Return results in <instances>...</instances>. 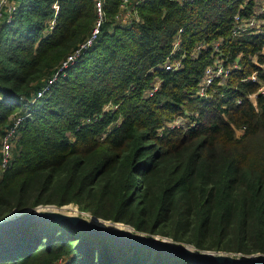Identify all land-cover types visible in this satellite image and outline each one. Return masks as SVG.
Listing matches in <instances>:
<instances>
[{
    "label": "trees",
    "instance_id": "obj_1",
    "mask_svg": "<svg viewBox=\"0 0 264 264\" xmlns=\"http://www.w3.org/2000/svg\"><path fill=\"white\" fill-rule=\"evenodd\" d=\"M122 1L104 0L96 42L28 105L10 165L0 173V220L38 206L79 210L107 227L128 225L198 250L264 253V100H246L257 87L242 82L256 70L254 56L263 63L264 14L262 33L231 38L234 15L247 18L251 0H147L125 24L115 20ZM16 4L12 23L0 25V144L22 111L19 98L31 100L46 85L95 21L93 0ZM179 29L180 48L170 56ZM218 39L225 41L224 58H239L240 69L199 99L212 58L189 54L197 43ZM168 58L181 60V68L164 71ZM189 111L194 127L167 126ZM59 260L193 264L55 222L0 232V264Z\"/></svg>",
    "mask_w": 264,
    "mask_h": 264
},
{
    "label": "built area",
    "instance_id": "obj_2",
    "mask_svg": "<svg viewBox=\"0 0 264 264\" xmlns=\"http://www.w3.org/2000/svg\"><path fill=\"white\" fill-rule=\"evenodd\" d=\"M147 0H123L119 7V12L115 16V20L122 24L129 23L133 18V11L135 7L144 3ZM176 3L182 5L190 0H174ZM254 6L250 15L247 18L241 17L236 13L233 17V27L231 30V38H240L245 35H258L263 32V22L260 18L264 14V0H251ZM95 9V21L91 31L87 38L71 53L69 54L60 64L58 70L53 76L48 79L46 85L38 91L31 100H26L25 98H19L17 104L21 105V112L16 113L9 122L6 128L5 134L1 138L0 144V173L4 172L12 160V150L15 135L17 130L21 127L23 122L29 118L28 105L32 104L35 100L39 99L46 93L51 85H53L61 73L68 69L75 61L81 56L84 51H87L96 42L101 26L105 22L104 13V0H93ZM55 14L58 10L57 1H55L51 7ZM17 11L16 0H0V25L2 23L8 25L11 24L14 15ZM55 17V15H54ZM54 17L50 20L48 29L51 30L54 25ZM181 33L182 29L177 31L173 41L171 55L179 50L181 44ZM225 41L223 39H218L211 42L210 44L200 42L197 43L189 54L191 58L196 59L201 52H210L212 63L208 65L203 72V76L199 82L198 89L196 91L195 97L199 99H207L208 91L214 85L223 86L227 83L229 77L234 71L240 69L239 58H236L233 62L228 63L222 54V47ZM259 55L263 59V63H258L256 56L253 57L252 61L256 66V70L249 76L244 78L242 82H249L255 84L257 90L253 94L246 96L252 104H256L257 99L261 98L264 100V47H262ZM181 68V60H173L168 58L162 65V69L166 72H176ZM158 90V85H155L151 91L148 92V96H152ZM242 100L238 99L236 104H241ZM169 122L167 124L170 127ZM195 123L191 124L194 127ZM176 127V126H172ZM55 264H64L63 260L57 261Z\"/></svg>",
    "mask_w": 264,
    "mask_h": 264
},
{
    "label": "water",
    "instance_id": "obj_3",
    "mask_svg": "<svg viewBox=\"0 0 264 264\" xmlns=\"http://www.w3.org/2000/svg\"><path fill=\"white\" fill-rule=\"evenodd\" d=\"M28 210H25L23 212L14 210L5 218L1 219L0 232L30 223L55 222L61 225L78 229L95 237L109 238L117 244L130 245L135 247L139 246L148 250L159 251L169 256L187 260L193 264H264V257L260 259H257L254 256H243V258H237L228 255H215L208 252H201L199 250H196V252H192L189 249H194L193 247L179 245L174 243L171 239L161 238L158 236L155 238L147 237L142 233L135 232L132 227L124 224L121 225L128 227L129 229L134 231V233L121 229L108 230L105 228L97 227L76 217H68L61 213L52 212L50 210L45 211L40 207H37L33 212H31V210ZM167 240H169L171 243H168Z\"/></svg>",
    "mask_w": 264,
    "mask_h": 264
},
{
    "label": "rangeland",
    "instance_id": "obj_4",
    "mask_svg": "<svg viewBox=\"0 0 264 264\" xmlns=\"http://www.w3.org/2000/svg\"><path fill=\"white\" fill-rule=\"evenodd\" d=\"M190 118H192L191 111L185 112V115L184 116L174 118V120H172V122L170 123V127L172 128V126H176V128L179 127V128H182V129H189V128H191V124L194 123V121H192ZM239 134H240V132L237 131V134L236 135H239ZM11 155L13 157V153H11ZM38 207L41 208L43 206H38ZM36 208L35 209H29V210H31V212H33V211L36 210ZM76 208L78 209L77 206H76ZM81 214H83V213H81L79 210H77V213L76 212H72V213H70V216H73V215H81ZM90 219H91V216H90ZM142 234H144L147 237H151V238L157 237V236H150V235L145 234V233H142ZM158 237H160V236H158ZM161 238H166V237H161ZM167 239H169V238H167ZM176 244L195 248L193 245L187 244V243H184V242L183 243H176ZM230 245L232 247V245H233L232 242H230ZM196 250H198V249H196ZM199 251H201V252H208V253H212V254H215V255H228V256L237 257V258H243V256H254L257 259H260V258H263L264 257V253H260V252H252V253H249V254L244 255V253H241V252H236V251L227 252V251L217 250L215 248H209L208 250H199Z\"/></svg>",
    "mask_w": 264,
    "mask_h": 264
},
{
    "label": "bare ground",
    "instance_id": "obj_5",
    "mask_svg": "<svg viewBox=\"0 0 264 264\" xmlns=\"http://www.w3.org/2000/svg\"><path fill=\"white\" fill-rule=\"evenodd\" d=\"M51 207H54V206H51ZM61 209L63 208V207H60ZM50 211H52V212H58V213H61V214H63V215H65V216H68V217H76V218H78V219H81V220H83V221H85V222H87V223H89V224H91V225H94V226H97V227H101V228H105V229H108V230H117V229H121V230H124V231H131V232H133L134 233V231H132L131 229H129L128 227H126V226H124V225H121V224H119L121 227L120 228H113V227H107V226H105V225H102V224H99V223H96V222H93L90 218L88 219V218H86V217H82V216H79V215H73V216H70V214H68V213H66V212H63V211H55V210H50ZM84 214V213H83ZM96 218V217H95ZM96 219H98V218H96ZM104 221V220H103ZM106 222V221H105ZM109 222V221H108ZM118 225V224H117ZM160 240H163V239H160ZM167 242L168 243H171L169 240H167ZM190 251H192V252H196V249L194 248L193 250H192V248L191 249H189Z\"/></svg>",
    "mask_w": 264,
    "mask_h": 264
}]
</instances>
